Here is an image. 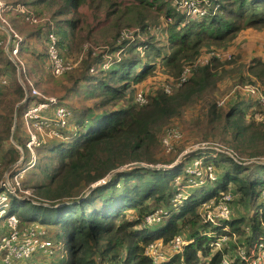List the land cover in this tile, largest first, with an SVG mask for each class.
<instances>
[{"label": "trees", "instance_id": "1", "mask_svg": "<svg viewBox=\"0 0 264 264\" xmlns=\"http://www.w3.org/2000/svg\"><path fill=\"white\" fill-rule=\"evenodd\" d=\"M200 1H203L200 8L206 11V15L191 20L181 16V30L169 35L166 30L164 45L158 47L155 36L148 32L160 24V19L165 23L174 17L171 0H0L4 6L23 5L38 22L30 25L18 13H2V19L8 26L11 24L9 27L23 39L22 43L25 42L19 47L16 63L24 68L20 80L27 92L26 81L35 88L44 87L46 92L53 86L51 90L61 96L58 102L69 107L72 116H79L76 128L71 130L76 133L71 143L55 140L43 147V152L54 154L57 164L51 171L47 166L41 168L45 183L33 187V200L8 196V216L17 218L19 231L55 228L54 244L61 246V252L55 256L36 253L28 260L9 264H152L144 254L145 247L155 241L166 245L181 233L188 234L193 242L182 253L161 264H220L224 255L229 256L233 264H243L231 253L235 248L234 237L243 238L239 246L244 250L251 242L264 241V166H259L260 177L246 173L240 178L241 171H247L246 166L224 155L213 156L210 151L193 152L187 159H201L204 167L207 164L214 166L217 180H205L213 183L209 189L201 182L175 206L171 202L174 181L182 177L185 183L187 174L184 168L191 166L189 161L179 162L166 170L148 168L158 165L155 151L165 122L179 115L184 105L202 97L214 86L212 72L216 68L212 64L215 59L208 64L195 63L202 53L201 48L230 42L243 29L264 30V0ZM129 31L134 32L131 39L124 37ZM147 33V41L145 36V41L138 37ZM50 34L57 40L58 54L63 61L76 60L86 44L103 50L95 55L92 49L84 51V59L78 67L64 73L61 79L54 78L48 67ZM1 41L5 42V38ZM2 48L0 79H9V82L5 88L0 85V107H4L0 114V152L3 151L5 156L2 161L13 155L11 165L16 163V156L19 158L21 153L13 145L11 150L4 151L15 125L12 139L23 149V163H27L25 142L23 146L20 142L25 134L21 139L20 135L17 136V129L19 125L23 128V115L29 105L41 99L29 94L25 100V89L16 79L15 64L4 56ZM100 53L102 56L98 55ZM104 56L110 58L108 69L101 68ZM163 59L167 71L175 72L177 78L186 72L185 82L170 94L163 88L154 87L145 97V104L135 103L136 91L130 88L131 85L148 79L155 73L159 60ZM247 73L248 78L253 77L264 85L263 61H251ZM83 88L95 91L93 103L82 107L71 104L72 108L67 101ZM121 100L128 104L118 107ZM232 103L234 105L223 114L217 107L226 104L218 106L217 102L216 107L212 102L210 122L221 123L222 137L229 138L225 140L226 149L243 160L237 155H242L239 148L255 142L257 133L262 130L253 124L259 122L260 117L264 118V114L253 100ZM16 104L19 106L15 107ZM243 104L248 106L247 111L239 109ZM248 158L264 160V150ZM38 163L36 158L32 168L38 167ZM220 163L230 167L221 175L217 171ZM131 164H140L143 168L120 171L106 183L92 188L116 170ZM231 185L234 189L229 188ZM221 194L231 196L229 205L234 202L236 194H242L243 199L239 202L250 206L255 200L260 201L254 206L253 216L232 217L228 231L222 232L219 227L210 228L203 223L197 212L200 205L209 200L218 202ZM158 207L166 210L167 217L154 225L157 228L150 230L154 226H147L144 217ZM186 226L189 231L184 230ZM208 228L229 236L230 254L212 250L213 239L200 235ZM6 233L4 230L2 234ZM48 258L53 260L46 262Z\"/></svg>", "mask_w": 264, "mask_h": 264}, {"label": "rangeland", "instance_id": "2", "mask_svg": "<svg viewBox=\"0 0 264 264\" xmlns=\"http://www.w3.org/2000/svg\"><path fill=\"white\" fill-rule=\"evenodd\" d=\"M171 3L175 9V15L174 17H170L166 20V22H162V19H160V24L158 26H155L151 29H149V35L155 36L157 41V46L160 47L164 42V38L172 32L180 31V27L182 26L180 19L182 18V9H180L178 3L174 0H171ZM177 12V13H176ZM6 22V21H5ZM11 27V24L9 25ZM138 31L140 29L135 28ZM148 33L143 36H138L141 40L146 41L148 39ZM132 37L134 35V32L131 33ZM162 35V36H161ZM145 36V37H144ZM236 36V37H235ZM230 42H226L225 44L221 46H214L209 45L202 47L200 50V55L195 60L196 62L203 63L207 61L208 63L212 58L215 59V62L212 64L216 69H214L213 73V81L214 86L209 89V91L202 95V97L194 98L192 101H190L187 105H184L180 111L179 115H176L175 117L167 120L161 131V135L159 132V139L157 144V149L155 151V160H157V166L158 168L163 169H157V170H166L168 167L173 166L179 162L186 163L189 161L191 165H193L195 162H199L195 167L200 166L201 161H196V158H192V160H188L187 158L193 154V152H203L207 150V148H211L210 151L211 155H224L227 156L230 159H233L237 164H241L242 166H246L247 171H241V177L244 178L246 173H248L251 177H260L262 175L261 169H259V166H264V160L263 159H254V158H248L252 156H257V154H260L264 150V122L260 123L261 121H264L263 116L260 117L259 122H255L253 126L255 128H258L262 130L261 133H257L255 142L252 144L242 145L241 148H239V151L242 155L237 153L239 158H242L243 160L237 159V157L230 151V149H226L227 146H225V140H229V138H223L221 135V123L219 122H210L211 117L209 116V109L212 106V102L216 103L219 102V105L222 103H225L223 107H216L222 109L221 112L224 114L226 113L233 104L232 102H243L245 101H252L251 98L248 96L247 91L250 88L253 89H259L262 93H264V85L255 80L253 77L248 78L247 68L250 65L251 61L258 59L262 56H260L261 52L264 53V30H258V29H243L235 35ZM1 40H4L0 38ZM131 39V38H130ZM165 51L168 52V46L165 45ZM2 48V46H0ZM1 50V49H0ZM103 50L102 48L99 50ZM236 50V53L233 54L232 52ZM100 56V54H98ZM2 56V55H0ZM213 56V57H212ZM231 56V58L229 57ZM84 59V56L82 57ZM81 59V61H82ZM66 61H71L72 63H75V66H77V59L71 58ZM161 61V62H160ZM165 60H159V63H157V68L154 70L155 73L148 76V79L141 81L139 84H132L130 88L134 89V92L143 94L144 97L149 96L150 90L154 87H160L165 88L168 87L169 91L172 90L174 86H179V81L182 79V76L180 78L176 77V73L173 71H167L166 66H164ZM78 67V66H77ZM115 68V67H114ZM243 70V73H242ZM242 74V75H241ZM178 76V75H177ZM54 77V76H53ZM63 76L60 77H54L61 79ZM52 88H48V91L44 89V87L39 86L36 87L37 91L44 95L47 98H54L55 100H58L61 96L59 93L56 92V90L52 91L53 86H50ZM5 88V87H3ZM52 94H50V92ZM175 92V90L173 91ZM87 95L91 98H85L83 95ZM135 94V95H136ZM1 96V95H0ZM72 97H80L73 105L74 106H82V105H88L93 103V100L95 98V91L92 88H83V90L77 94H73ZM91 99V100H87ZM80 100V101H79ZM70 99L67 101L68 104ZM66 103V104H67ZM67 104V105H68ZM128 103L125 100H121L118 107H121L123 105H127ZM18 104L15 105V107ZM64 105V104H62ZM234 105V104H233ZM232 105V106H233ZM19 106V105H18ZM66 106V105H65ZM69 106V105H68ZM72 107V105L70 104ZM67 107V106H66ZM70 109L69 107H67ZM73 108V107H72ZM0 114L2 111L4 112V107H0ZM239 109L247 111L248 106L244 105L240 106ZM256 109V107H255ZM71 110V109H70ZM72 111V110H71ZM79 120V116L73 115L72 118L68 121L67 130L63 133H57L59 135V139L63 140L66 143H71L74 140V137L76 136V133L72 130V127L76 128L75 123ZM162 128V127H161ZM16 127H12L11 129V135L10 140L7 141V143L4 146V151L6 149L11 150V148L14 146L17 148L18 145L15 144V141L12 139V136L15 132ZM176 130L179 132L177 134V139H173L172 137L168 138L167 133L169 130ZM71 131V132H69ZM25 133V131H24ZM24 136L23 135V129L22 126H18L17 129V136L19 137ZM43 135H47V132L40 134L37 132L36 137L41 139ZM27 140V136L25 134L23 140H20L23 146V142ZM164 140H166L164 142ZM19 142V141H18ZM48 142H53L48 141ZM168 145V146H166ZM258 143V144H256ZM13 145V146H12ZM46 144H43L41 147L37 148L40 151H33L32 155L27 152L29 155H26L25 157L29 158L33 157L34 161L37 158V162H39L37 165L38 167L32 168L33 166H26L24 163L19 166L21 169L22 174V182H20V185L18 183V187H21V193L23 196L27 197L28 199L25 200H33L31 197L32 192H34L33 187L39 184L45 183L44 176L41 173V168L44 166H47V169L49 171L52 170V168L57 164L56 158L54 157L53 153L43 152V147ZM20 147V146H18ZM25 147V146H24ZM42 148V149H40ZM196 148H203L202 150H197ZM213 149L218 150L219 152L213 151ZM20 151V150H19ZM24 154V153H23ZM53 155V156H52ZM56 155V154H55ZM233 158H231L230 156ZM12 156H8L5 161H2V158L4 156V152H0V172H2V175L8 170L24 158L21 154L19 158L16 156V163L11 165ZM50 157V158H49ZM219 159V158H218ZM29 160V159H28ZM27 161V160H26ZM30 162V161H28ZM27 162V163H28ZM6 168L3 170V167ZM194 166H185V173L187 174V179L185 183H183V178L179 177L180 179H176L174 181V194L171 199L172 203L180 204L185 198L187 197L189 193L193 191V189L197 188V181L199 180L197 176V171L199 169L200 173L202 174V177L204 176V170L207 169V167H211L214 172L215 168L214 166H210V164H207L204 167V170L202 166L195 171ZM32 168V169H31ZM125 168V167H124ZM124 168H121L124 170ZM220 169H217L219 175L222 174L224 169H229V165L226 163H220L219 165ZM119 169V170H121ZM108 179V177H106ZM203 184L206 183V181L203 179L201 180ZM200 185V184H199ZM207 188H212L213 183H206ZM229 188L234 189L233 185L229 186ZM33 190V191H32ZM20 193V194H21ZM21 194V195H22ZM34 194V193H33ZM242 194H236V198L234 202L230 205V209L232 211L233 218L234 217H242L246 218L247 216H253L255 213L254 206H257L259 204V201L255 200L251 206L244 203L239 202L242 200ZM153 204H151V208ZM162 207V206H160ZM159 208V207H158ZM199 212V209L197 210ZM129 215V213H128ZM165 221V220H164ZM157 228V226H154L152 228H149L150 230H153ZM8 230V226L6 222H3V220L0 221V234ZM184 230L189 231V226H186ZM46 233L48 238L55 242V228L46 229ZM243 238H238L233 241V247L234 251H230L231 247L230 244H227L225 246V252L226 254L232 253L233 256H237V248L240 244V240ZM242 241V240H241ZM235 259V258H234ZM43 261V259H40ZM53 260L52 258H48L47 261Z\"/></svg>", "mask_w": 264, "mask_h": 264}, {"label": "built area", "instance_id": "3", "mask_svg": "<svg viewBox=\"0 0 264 264\" xmlns=\"http://www.w3.org/2000/svg\"><path fill=\"white\" fill-rule=\"evenodd\" d=\"M180 9H182V16H184L185 20H191L197 17H203L206 15V11L200 8V5L203 1L200 0H175ZM205 3H207L205 1ZM5 6L0 2V30H6L8 34V40L5 42L0 40V46H3L8 52L9 58L16 66V71L18 74V82L24 87L27 95L30 94L31 97L41 99L40 102H33L29 105L28 109L23 115V128L25 134L27 136V140L25 141V148L27 152L31 155L33 151L43 144H46L48 141H63L59 139V135L57 133H63L67 130L68 121L72 118V111L68 109L65 105H62L55 100L54 98H47L41 93L37 91V89L28 81H26L28 85V92L25 87V84L20 80L21 72H24V68L18 66L16 61L19 47L22 45L21 38L7 25L4 19H2V13L4 12ZM14 12L22 15L24 20L30 25H36L37 19L32 15V13L25 8L23 5H16L13 7ZM2 26V27H1ZM131 31L128 33H124V37L127 39L132 38ZM12 43V47L10 44ZM92 49L93 55L97 54L100 48H92L90 44H86L84 47V51ZM82 52L77 58V64L81 61L85 52ZM47 56H48V67L50 69V73L54 77H60L64 73L69 72L75 68V63L71 61H63L57 50V40L53 34L48 36V48H47ZM213 57V56H212ZM231 58V56H229ZM110 58L105 57L101 64L102 69H108L110 65ZM198 63V62H196ZM204 63H207L205 61ZM186 80V72L183 73L181 81H179V86L185 82ZM1 86H8V80L1 78L0 79ZM178 86V87H179ZM176 86L172 87L174 89L178 88ZM172 90L168 87L164 88V92L170 94ZM248 96L253 100L257 105L262 109L264 114V93H262L259 89L250 88L247 91ZM27 99V98H26ZM137 104H145L146 100L143 94L137 93L134 99ZM25 100L23 101V103ZM225 103H222L218 106H222ZM47 132V135H43L41 139L36 137L37 132L42 134ZM176 130H169L167 133L168 138L172 137L173 139H177ZM64 137V133H63ZM166 140H164L165 142ZM165 144V143H164ZM166 145V144H165ZM168 146V145H166ZM17 149L20 150L21 156L23 157V149L17 146ZM197 150H202L203 148H196ZM207 150H211V148H207ZM206 150V151H207ZM204 151V150H203ZM215 152H219L218 150L213 149ZM214 156V155H213ZM230 156V155H229ZM233 158L232 156H230ZM30 162L24 163L26 166H33L35 164L34 158L29 156ZM196 161H201L200 166H202L204 170V166L202 164L201 159H196ZM23 164V159L15 165V167L8 169L2 176L0 180V221L5 220L8 226V230L6 234H0V263L9 264L11 261H20V260H28L36 253H42L47 256H55L57 253L61 252V246L59 244H54L46 233V230L43 228L39 229H30L25 232L19 231V222L17 218L13 215L8 216V208H9V198L11 195L18 200L28 199L23 196L21 193V187H18V183L22 182V172L19 166ZM199 162H195L192 166H196ZM195 171H197L200 166L195 167ZM212 166V165H210ZM201 170V169H199ZM197 171V176L199 180L197 181L198 185H201V180H206L208 182H215L217 180V176L214 170L211 167H207L204 170V176L200 171ZM22 195H21V194ZM32 198V197H31ZM262 198L264 199V191L262 192ZM232 198L229 194H221V197L218 202L214 200H209L200 205L199 216L202 219L203 223H206L212 227H219L222 229V232L228 231V223L232 221V211L230 209V202ZM174 202V201H173ZM175 206V203H174ZM167 213L163 208H158L156 210L151 211L144 217V223L147 226H154L164 219H166ZM210 228L206 230H202L200 232L201 236H207L212 238L211 248L213 251H225V246H227L230 241L229 236L224 233H217L210 230ZM236 239L234 237L233 241ZM193 240L189 239L188 234H179L173 237L168 244L164 245L160 241H155L147 245L144 249V254L148 257L152 264H161L170 260L173 256L182 253L184 248L191 244ZM237 259L243 264H264V241L260 239L257 242H251L246 250L238 246L237 248ZM109 264V263H102ZM220 264H233V260L224 255L220 261Z\"/></svg>", "mask_w": 264, "mask_h": 264}, {"label": "crops", "instance_id": "4", "mask_svg": "<svg viewBox=\"0 0 264 264\" xmlns=\"http://www.w3.org/2000/svg\"><path fill=\"white\" fill-rule=\"evenodd\" d=\"M3 4V3H2ZM218 5V4H217ZM5 10L4 11H11L12 13H17V12H14V9H13V6H5V8H4ZM33 15V14H32ZM2 27V26H1ZM1 33H3V37H2V39H4L5 38V41L6 40H8V34H7V31L6 30H0V35H1ZM22 42H23V39H22ZM25 43V42H24ZM24 43H22V45H24ZM2 51H3V53H4V56L6 57V58H8L10 61H11V59L9 58V55H8V52H7V50L5 49V48H2ZM233 54H235L236 53V50L235 51H233L232 52ZM260 56H262V57H260V58H258V59H255V60H260V61H263L264 62V53L263 52H261V54H260ZM255 60H253V61H255ZM12 62V61H11ZM13 63V62H12ZM16 67V66H15ZM16 72V79H17V81H18V74H17V71H15ZM8 80V82H9V79H7ZM47 89V88H46ZM26 95H27V93H26V91H25V98H26ZM80 97H71L70 98V101H69V103L70 104H74L78 99H79ZM26 100V99H25ZM87 100H91V99H87ZM80 101V100H79ZM90 101H88L87 102V105H82V106H89L88 105V103H89ZM81 106V107H82ZM75 107H80L79 105L78 106H75ZM23 129V133H24V128H22ZM25 134V133H24ZM21 148V147H20ZM21 150H22V148H21Z\"/></svg>", "mask_w": 264, "mask_h": 264}, {"label": "water", "instance_id": "5", "mask_svg": "<svg viewBox=\"0 0 264 264\" xmlns=\"http://www.w3.org/2000/svg\"><path fill=\"white\" fill-rule=\"evenodd\" d=\"M27 98V97H26ZM25 98V99H26ZM23 103V102H22ZM14 127H15V125H14ZM133 168H143V165H140V164H131V165H127L125 168H124V170H116L115 172H113L111 175H109L108 176V179L107 178H105V179H103V180H101V181H99V182H97L96 184H94L93 185V187L92 188H95V187H97V186H99V185H102V184H104V183H106L113 175H115V174H117V173H119L120 171H125V170H131V169H133ZM149 169H163V168H158V167H156V166H149L148 167Z\"/></svg>", "mask_w": 264, "mask_h": 264}]
</instances>
